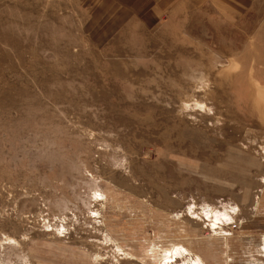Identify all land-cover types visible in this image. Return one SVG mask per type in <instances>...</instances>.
Segmentation results:
<instances>
[{
	"label": "rangeland",
	"instance_id": "obj_1",
	"mask_svg": "<svg viewBox=\"0 0 264 264\" xmlns=\"http://www.w3.org/2000/svg\"><path fill=\"white\" fill-rule=\"evenodd\" d=\"M137 18L0 0V264H264V0Z\"/></svg>",
	"mask_w": 264,
	"mask_h": 264
},
{
	"label": "crops",
	"instance_id": "obj_2",
	"mask_svg": "<svg viewBox=\"0 0 264 264\" xmlns=\"http://www.w3.org/2000/svg\"><path fill=\"white\" fill-rule=\"evenodd\" d=\"M256 0H108L115 5L117 13L148 19L151 24L164 22L186 23L190 16L210 7L226 18L241 17L252 10Z\"/></svg>",
	"mask_w": 264,
	"mask_h": 264
}]
</instances>
